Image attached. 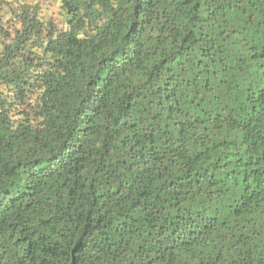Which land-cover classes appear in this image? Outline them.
<instances>
[{
    "label": "trees",
    "instance_id": "obj_1",
    "mask_svg": "<svg viewBox=\"0 0 264 264\" xmlns=\"http://www.w3.org/2000/svg\"><path fill=\"white\" fill-rule=\"evenodd\" d=\"M60 4L0 17V264H264V0Z\"/></svg>",
    "mask_w": 264,
    "mask_h": 264
},
{
    "label": "rangeland",
    "instance_id": "obj_2",
    "mask_svg": "<svg viewBox=\"0 0 264 264\" xmlns=\"http://www.w3.org/2000/svg\"><path fill=\"white\" fill-rule=\"evenodd\" d=\"M61 0H25V4L38 8L39 18L42 21L54 22L59 27L64 25V13L60 4ZM22 0H0V17L4 22L11 23L15 16L12 9L18 8ZM17 22V21H16ZM46 24V23H45ZM19 26V23L16 24Z\"/></svg>",
    "mask_w": 264,
    "mask_h": 264
}]
</instances>
